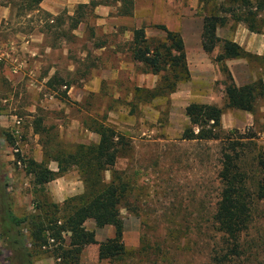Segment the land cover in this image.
Returning <instances> with one entry per match:
<instances>
[{"label": "rangeland", "instance_id": "1", "mask_svg": "<svg viewBox=\"0 0 264 264\" xmlns=\"http://www.w3.org/2000/svg\"><path fill=\"white\" fill-rule=\"evenodd\" d=\"M87 1L42 0L37 9L27 11L21 0H0V202L3 197L10 211L21 216L36 212L34 207L40 202L61 206L68 197L81 193L83 184L76 169L69 168L39 186L32 183L26 162L43 160L56 170L54 161H45V152L71 151L77 143L96 142L98 136L84 125L101 122L123 138L113 168L122 172L130 188L127 200L136 207L133 212L120 208L124 254L95 264H207L216 235L209 219L218 195L220 144L185 140L181 133L188 126L184 107L195 102L197 92L206 91L203 99L223 104L224 73L214 63L216 80L198 83L196 69L187 65V80L178 82L173 92L146 100L144 89L155 87L159 74L141 72V64L130 58L128 43L133 28L142 26L146 37L161 38L163 32L154 25L175 31L182 26L186 33L196 21L201 25L204 15L214 14L225 19L215 31L220 39L236 38L240 46L256 50L264 44V10L256 17V23L262 21L263 26L251 32L222 10L235 5L232 0H134L135 14L132 11L116 20H108L117 16L112 4L84 7L81 22L67 30V16L78 3ZM53 17L63 23L47 29ZM38 36L40 42H36ZM38 43L46 53L38 72L29 74L24 68L31 62L27 49ZM215 48L219 50V44ZM247 53L224 63L230 76L231 68L245 61L252 81L260 79L264 85V59ZM186 54L194 59L192 51ZM215 54L207 55L211 60ZM93 69L107 72L97 81ZM240 70H234L235 82L231 76L234 83L245 81ZM51 75L61 82L48 86ZM88 81L90 86L84 87ZM137 88L142 89L139 97ZM37 119L38 132L34 131ZM221 126L246 132L255 147L264 150V98L256 101L253 113L223 109ZM244 153L243 161L249 166L253 148ZM23 231L29 243L28 230ZM250 232L264 238V201L252 210ZM52 243L49 239L48 244ZM46 254L33 257V264H46V259L53 264ZM8 256L0 235V264L19 263L17 257L6 261Z\"/></svg>", "mask_w": 264, "mask_h": 264}, {"label": "trees", "instance_id": "2", "mask_svg": "<svg viewBox=\"0 0 264 264\" xmlns=\"http://www.w3.org/2000/svg\"><path fill=\"white\" fill-rule=\"evenodd\" d=\"M41 1L21 0L27 11L37 9ZM232 1L235 5L222 10L229 12L234 21L243 22L247 30L258 32L263 23L257 24L256 17L259 11L264 10V0L254 3L250 0ZM111 4L116 6L115 15L129 16L134 0H88L78 3L74 13L67 16V30L76 28L81 22L82 8ZM61 23L62 19L53 17L51 22L46 23V28L58 27ZM224 23L222 16L204 15L200 33L201 48L205 53L210 54L219 44V50L211 60L219 64L225 76L223 104L190 102L185 105L188 126L182 131L181 138L217 140L220 144L218 195L209 219L216 235L211 241L207 264H264V238L250 232L252 210L258 202L264 201V150L256 148L250 140L251 135L246 132L224 130L221 126L225 108L253 113L256 101L264 98V85L260 79L242 85L232 81L224 61L245 57L248 53L236 42L220 39L216 35V28ZM154 26L163 32L161 38L146 37L140 26L131 30L128 43L130 58L141 64V72L159 74L158 84L152 89H144L146 100L173 92L176 84L189 76L179 32L162 24ZM260 56L264 59V46ZM57 80L61 82L51 75L46 84L51 87ZM140 91L142 89H136V93ZM137 95L139 97L140 94ZM35 124L34 131L38 132L36 127L39 128L40 119ZM84 126L98 136L96 142L77 143L71 151H44L45 161H54L56 170L50 169L43 160H29L25 168L32 176V183L39 186L74 168L83 184L81 193L68 197L61 206L40 202L34 207L36 212L21 216L12 213L1 197L0 235L3 246L11 255L5 258L6 261L17 257L18 264H33V257L47 252L46 255L53 258V264H80L81 249L86 244L96 243L93 230L84 226L86 220H91L97 228L108 225L113 228L112 237L98 242V261H110L124 254L120 208L133 212L136 205L127 200L130 188L122 172L113 168L123 149V138L111 126L101 122H85ZM250 146L253 154L247 166L243 161L244 150ZM105 172L109 174L108 179H105ZM24 228L28 230L29 243L25 241ZM49 239L54 242L52 245L48 244ZM43 245L47 249H41Z\"/></svg>", "mask_w": 264, "mask_h": 264}, {"label": "crops", "instance_id": "3", "mask_svg": "<svg viewBox=\"0 0 264 264\" xmlns=\"http://www.w3.org/2000/svg\"><path fill=\"white\" fill-rule=\"evenodd\" d=\"M134 11H135V7H133V14H135ZM117 18H120V16H113V17H110L108 20H116ZM190 28H191V30L188 29V31L186 33H183L182 26L180 27V29L177 28V30H176V31L180 32V35H181V38L183 41L186 63L188 66H192L193 68L196 69V75H197L198 83L214 82V80H216V78L218 76V74H217L218 71H217V67H216L217 65L214 64V62L208 58L207 53H205L201 48V43H200L201 25L199 24V22L196 21L194 23V25ZM173 31H175V30H173ZM40 38L41 37L38 36L36 42H38V40L40 42ZM232 41L237 42V44L240 45V42L238 43L236 38H232ZM39 45H40V43L35 44V45H30V47H28V49H27V51L30 54L29 60L31 62L28 65L26 64V67L24 66V68L27 71V73H29V74H36L38 72V70L40 68L41 61H43L42 56L45 55V53H46V48L44 47L43 49H41V47ZM241 46L245 51L252 52V53L256 54L257 56H260L262 54V49H263L264 44L262 43L260 45V47L256 50L253 47H249L247 45L244 46V44ZM99 48H102V47H99ZM187 50H190V51H192V53H194L193 55H195V56H194L193 60L189 59V57L187 58V54H186ZM217 50L215 48L210 54H213V52L217 53L218 52ZM31 57H33V58H31ZM235 60H237V59H235ZM229 61H231V59H226L224 61V63L227 64V62L229 63ZM238 62H239V65H235V66L232 65L233 69L231 68V71H232L231 76L233 77V80L235 82L234 70L237 71V70L241 69L239 72L242 75H244L243 77H244L245 81L241 84H238V82H236L235 84L236 85H242V84L251 82L252 81V75H251L250 70L247 67V63L245 61H243V62L238 61ZM189 63H191V64L189 65ZM232 64H234V63H232ZM49 69L52 70V67H50ZM107 69H110L107 71H112V72H110V74L113 75V69L110 68L109 66H107ZM16 71H17V69H14L13 73H16ZM107 71L104 70L102 73H97V71L95 69H93L92 70L93 79L99 81L101 79V76L104 75L105 72H107ZM191 78H193L192 74H191ZM43 79H45V78H43ZM92 82H95V81L92 80ZM92 82H91V84H92ZM97 85H98V82H96V87H97ZM89 86H90V81H88L84 87H89ZM208 90L211 91L212 89L208 88ZM205 92H202V93L197 92V96H199V97H194L192 100H194L197 103L214 104V103H211L210 101H208L207 99H203V98H206ZM201 96H203V97H201ZM84 226L87 229L93 230L94 240L96 241V243L86 244L80 251L78 261L81 264H95L96 262H98V258H97L98 242H101L107 238L112 237L113 236V228H112V226H109V225L97 228L94 226V223L92 221H89V220H88V222H86V221L84 222ZM124 233L125 232L123 229V234ZM90 257H92V258H90ZM45 262H46V264H49V262L52 263L51 260L47 261V259Z\"/></svg>", "mask_w": 264, "mask_h": 264}, {"label": "built area", "instance_id": "4", "mask_svg": "<svg viewBox=\"0 0 264 264\" xmlns=\"http://www.w3.org/2000/svg\"><path fill=\"white\" fill-rule=\"evenodd\" d=\"M19 121L18 120H16V123H18Z\"/></svg>", "mask_w": 264, "mask_h": 264}]
</instances>
